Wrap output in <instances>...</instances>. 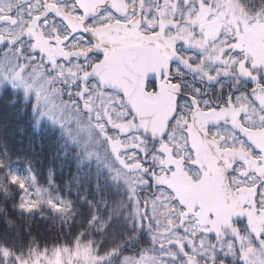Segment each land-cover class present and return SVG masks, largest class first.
Wrapping results in <instances>:
<instances>
[{
  "label": "snow or ice",
  "instance_id": "1",
  "mask_svg": "<svg viewBox=\"0 0 264 264\" xmlns=\"http://www.w3.org/2000/svg\"><path fill=\"white\" fill-rule=\"evenodd\" d=\"M0 264H264V0H0Z\"/></svg>",
  "mask_w": 264,
  "mask_h": 264
},
{
  "label": "trees",
  "instance_id": "2",
  "mask_svg": "<svg viewBox=\"0 0 264 264\" xmlns=\"http://www.w3.org/2000/svg\"><path fill=\"white\" fill-rule=\"evenodd\" d=\"M67 179V176L64 177ZM47 219L41 220L39 217L32 220V228H33V235L40 238L41 236H48V244L51 245L53 243V238L61 227H63V221H61L57 217H53L51 214L44 210ZM9 218L12 219L14 222L23 225L27 222V220H18V218L13 215L9 214Z\"/></svg>",
  "mask_w": 264,
  "mask_h": 264
},
{
  "label": "flooded vegetation",
  "instance_id": "3",
  "mask_svg": "<svg viewBox=\"0 0 264 264\" xmlns=\"http://www.w3.org/2000/svg\"><path fill=\"white\" fill-rule=\"evenodd\" d=\"M197 86H200V85H197ZM227 87V86H226Z\"/></svg>",
  "mask_w": 264,
  "mask_h": 264
}]
</instances>
